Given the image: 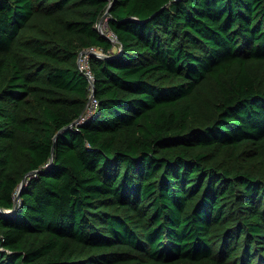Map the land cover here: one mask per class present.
Segmentation results:
<instances>
[{
    "label": "trees",
    "instance_id": "1",
    "mask_svg": "<svg viewBox=\"0 0 264 264\" xmlns=\"http://www.w3.org/2000/svg\"><path fill=\"white\" fill-rule=\"evenodd\" d=\"M0 207V264H264V0H0Z\"/></svg>",
    "mask_w": 264,
    "mask_h": 264
},
{
    "label": "built area",
    "instance_id": "2",
    "mask_svg": "<svg viewBox=\"0 0 264 264\" xmlns=\"http://www.w3.org/2000/svg\"><path fill=\"white\" fill-rule=\"evenodd\" d=\"M91 51H94V52H97V53H100V54H104L101 50H99L96 47L92 46V47L84 49V50H82L80 52L79 58H78V62H79L80 68L86 73V75L88 76L89 80L93 84V81H94L95 77H94V72L92 70V67H91V64H90V60H89ZM98 105H99V100H98L97 97H95L94 93H92L91 96H90V100H89V102L87 104L85 113L82 115V117L79 119V121H83L85 119L86 115L91 114L92 112H94L97 109Z\"/></svg>",
    "mask_w": 264,
    "mask_h": 264
},
{
    "label": "water",
    "instance_id": "3",
    "mask_svg": "<svg viewBox=\"0 0 264 264\" xmlns=\"http://www.w3.org/2000/svg\"><path fill=\"white\" fill-rule=\"evenodd\" d=\"M109 7H110V6H109ZM109 12H110V8H108V9L105 11V13L103 14V16L101 17V19H100V21H99L98 27H99V29H100L101 31L104 29L102 23H103L104 19L109 15ZM113 39H114L116 42H120V41H119L118 39H116V38H113ZM120 48L122 49V46H120ZM90 53H91V54H92V53H95V54H97V55L107 57V55H105V54H100V53H97V52H94V51H91ZM93 83H94V81H93ZM51 162H53V156H52V158H51ZM51 162H50V163H51ZM38 171H39V170H32L31 172H29V173L24 177V179L22 180V182H21V184H20V189H19V192H18L17 197H16V204H17L18 200L20 199V197H21V195H22L21 189H22L23 186L26 184V181H27L28 175L35 174V173L38 172ZM0 211H1L2 213H6L8 210H5V209H3V208L0 207Z\"/></svg>",
    "mask_w": 264,
    "mask_h": 264
},
{
    "label": "rangeland",
    "instance_id": "4",
    "mask_svg": "<svg viewBox=\"0 0 264 264\" xmlns=\"http://www.w3.org/2000/svg\"><path fill=\"white\" fill-rule=\"evenodd\" d=\"M106 18H107V17H106ZM106 18L104 19V21H103V23H102V25H103L104 28L107 27V25H106V23H107V19H106ZM110 34H111V36H113V33L110 32Z\"/></svg>",
    "mask_w": 264,
    "mask_h": 264
}]
</instances>
